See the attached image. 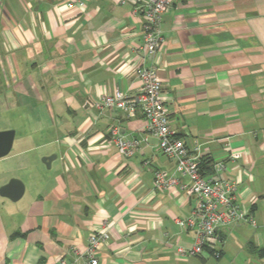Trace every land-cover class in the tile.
I'll use <instances>...</instances> for the list:
<instances>
[{
	"label": "crops",
	"instance_id": "crops-1",
	"mask_svg": "<svg viewBox=\"0 0 264 264\" xmlns=\"http://www.w3.org/2000/svg\"><path fill=\"white\" fill-rule=\"evenodd\" d=\"M144 22L137 0H91L84 11L52 0H0L1 131H14L15 157L32 172L24 205L0 216V264L72 260V248L84 249L103 230L109 239L98 264H194L212 256L177 251L194 243L174 219L188 217L195 199L180 188H153V172L169 175L174 162L142 114L99 108L115 89L139 94ZM161 30L164 43L145 62L157 68L170 128L209 162L204 177L223 162L224 176L237 181V201L257 222L242 241L253 256L264 248V0H173ZM112 128L139 141L131 158L119 156ZM52 155L47 169L39 159ZM244 226L218 230L220 258L227 237Z\"/></svg>",
	"mask_w": 264,
	"mask_h": 264
},
{
	"label": "built area",
	"instance_id": "built-area-1",
	"mask_svg": "<svg viewBox=\"0 0 264 264\" xmlns=\"http://www.w3.org/2000/svg\"><path fill=\"white\" fill-rule=\"evenodd\" d=\"M63 3L69 11H84L91 0H52ZM130 0H118L125 4ZM140 2L145 22L143 25L142 45L138 48L141 63L135 71L140 81L139 94L126 95L115 89L101 98L100 109H113L127 117L140 112L145 120V130L158 140L160 153L174 162L173 172L169 175L161 171L153 172V188L156 191L182 189L195 199L194 207L188 217L175 218L176 225L194 233V243L189 249L179 248L180 256L200 257L211 252L220 258L222 240L219 229H230L240 224H247L253 229L257 222L251 213L244 211L237 201V181L224 176L227 168L223 162L212 164L213 174L206 178L200 171V159L191 152L184 142L176 136L169 125V115L165 107L162 82L157 68L145 62L152 57L164 43L161 30L162 17L169 12L173 0H137ZM112 142L119 156L131 158L139 148L136 139H123L117 135V128L110 131ZM238 154L229 155V160H236ZM186 179L187 183L182 180ZM109 239L107 230L92 233L84 249L72 248V260L61 259L58 264H98L97 254Z\"/></svg>",
	"mask_w": 264,
	"mask_h": 264
},
{
	"label": "rangeland",
	"instance_id": "rangeland-1",
	"mask_svg": "<svg viewBox=\"0 0 264 264\" xmlns=\"http://www.w3.org/2000/svg\"><path fill=\"white\" fill-rule=\"evenodd\" d=\"M24 145L25 143H23V145L20 143V146ZM17 149L18 148L16 147V145L13 144L10 153L6 157L0 159V187L8 183V181H10L11 179H17L23 183L26 190L23 197L17 202H11L5 198L0 197V216L8 212H10V215H12L11 212L14 211L13 209L18 207L21 208V206L24 205L25 201L28 199L30 193L28 183L30 177L32 176V172L28 166L25 169L22 167L24 166L23 164L22 166L19 164V161L22 160V158L15 157ZM41 159L42 158H40L39 160ZM252 229L253 228L251 226L247 225L238 230L233 236H230V238L227 237L225 242L224 255L221 258L217 259L214 256H211L206 261L196 259L194 260L196 261L194 264H264V258L262 261H260L258 257L255 258V255H249L246 248L243 249L244 243H242V241L243 239L250 237V232L252 231ZM218 247L221 248V245H218ZM222 247H224V244Z\"/></svg>",
	"mask_w": 264,
	"mask_h": 264
},
{
	"label": "water",
	"instance_id": "water-1",
	"mask_svg": "<svg viewBox=\"0 0 264 264\" xmlns=\"http://www.w3.org/2000/svg\"><path fill=\"white\" fill-rule=\"evenodd\" d=\"M14 131L6 130L0 131V159L6 157L13 145ZM55 155L43 157L41 162L47 169H49L51 162L55 159ZM24 194V185L17 179H11L5 185L0 187V197L5 198L11 202L19 201Z\"/></svg>",
	"mask_w": 264,
	"mask_h": 264
},
{
	"label": "trees",
	"instance_id": "trees-1",
	"mask_svg": "<svg viewBox=\"0 0 264 264\" xmlns=\"http://www.w3.org/2000/svg\"><path fill=\"white\" fill-rule=\"evenodd\" d=\"M209 162L205 159V160H200V171L203 175V172H202V169H204V167H206V165L208 164ZM13 236H18V234H15ZM252 253L253 255L257 256L258 258H264V248H260V249H257V248H253L252 250ZM211 253V252H209Z\"/></svg>",
	"mask_w": 264,
	"mask_h": 264
}]
</instances>
